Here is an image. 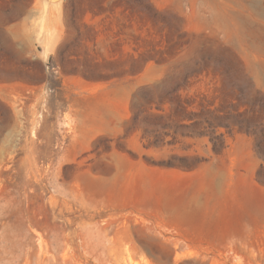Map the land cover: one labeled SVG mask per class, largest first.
I'll return each mask as SVG.
<instances>
[{"label":"rangeland","instance_id":"rangeland-1","mask_svg":"<svg viewBox=\"0 0 264 264\" xmlns=\"http://www.w3.org/2000/svg\"><path fill=\"white\" fill-rule=\"evenodd\" d=\"M0 264H264V0H0Z\"/></svg>","mask_w":264,"mask_h":264}]
</instances>
